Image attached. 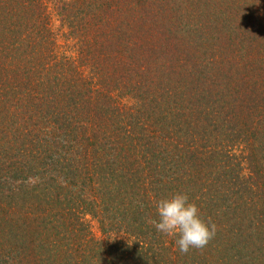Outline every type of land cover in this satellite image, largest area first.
I'll list each match as a JSON object with an SVG mask.
<instances>
[{"label": "trees", "instance_id": "obj_1", "mask_svg": "<svg viewBox=\"0 0 264 264\" xmlns=\"http://www.w3.org/2000/svg\"><path fill=\"white\" fill-rule=\"evenodd\" d=\"M0 264H264V0H0Z\"/></svg>", "mask_w": 264, "mask_h": 264}, {"label": "clouds", "instance_id": "obj_2", "mask_svg": "<svg viewBox=\"0 0 264 264\" xmlns=\"http://www.w3.org/2000/svg\"><path fill=\"white\" fill-rule=\"evenodd\" d=\"M158 220H150L157 232L174 237L181 254L190 249H202L216 234L217 226L200 216V209L187 193L176 192L155 204Z\"/></svg>", "mask_w": 264, "mask_h": 264}]
</instances>
